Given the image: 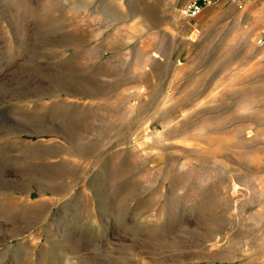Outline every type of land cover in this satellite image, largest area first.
I'll use <instances>...</instances> for the list:
<instances>
[{
	"label": "rangeland",
	"instance_id": "rangeland-1",
	"mask_svg": "<svg viewBox=\"0 0 264 264\" xmlns=\"http://www.w3.org/2000/svg\"><path fill=\"white\" fill-rule=\"evenodd\" d=\"M0 0V264H264V0Z\"/></svg>",
	"mask_w": 264,
	"mask_h": 264
},
{
	"label": "built area",
	"instance_id": "built-area-1",
	"mask_svg": "<svg viewBox=\"0 0 264 264\" xmlns=\"http://www.w3.org/2000/svg\"><path fill=\"white\" fill-rule=\"evenodd\" d=\"M218 0H185L182 6V13L190 19L198 17L203 10L210 4L215 3ZM240 1V0H231ZM259 44H264V33L258 39Z\"/></svg>",
	"mask_w": 264,
	"mask_h": 264
}]
</instances>
